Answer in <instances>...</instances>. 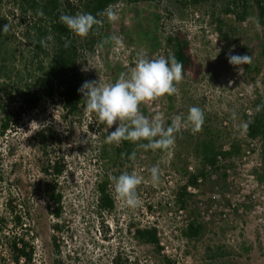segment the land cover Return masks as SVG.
<instances>
[{
	"label": "rangeland",
	"instance_id": "rangeland-1",
	"mask_svg": "<svg viewBox=\"0 0 264 264\" xmlns=\"http://www.w3.org/2000/svg\"><path fill=\"white\" fill-rule=\"evenodd\" d=\"M226 4L119 2L111 5L117 19L104 18L99 42L115 34L122 47L89 46L80 37L83 84L99 77L114 82L141 51L149 59L172 56L167 39L178 35L192 68L175 95L141 105V111L161 115L167 127L174 116L186 117L196 106L204 110L205 121L195 134L182 127L167 152L138 150L135 161L106 162L99 155L104 150L109 156L117 147L106 143L115 126L101 124L86 105L71 118L63 116L58 102L40 106L0 138V215H7L5 200H13L26 223L16 232L34 252L31 262L19 264H111L115 255L122 264H264V26L250 3L228 14ZM233 46L232 55L251 56V62L231 65L227 57ZM256 121L261 126L251 133L248 125ZM41 128L50 133L46 153L36 138ZM211 144L229 153L218 156L214 167L204 164L202 155ZM135 149L132 143L131 153ZM55 160L65 169L51 182L44 171ZM157 164L160 181L153 183L150 169ZM133 171L142 177L137 188L142 204L134 209L115 198L110 180ZM106 174L114 209L99 215L96 185ZM48 187L62 194L61 232L52 229L56 220L47 208ZM189 225L201 227L197 237L185 236ZM145 228L156 229L159 249L135 238L134 232ZM7 241L0 237V264H14Z\"/></svg>",
	"mask_w": 264,
	"mask_h": 264
},
{
	"label": "trees",
	"instance_id": "trees-1",
	"mask_svg": "<svg viewBox=\"0 0 264 264\" xmlns=\"http://www.w3.org/2000/svg\"><path fill=\"white\" fill-rule=\"evenodd\" d=\"M201 1L204 0H193L194 3ZM226 1V14L234 6L245 7L250 3L257 11L259 24L264 26V0ZM119 2L137 4L154 3L157 0H0V30L5 24L11 26V31L6 36L0 31V138L16 131L22 126L23 120L42 105L58 102L63 116L68 118L75 116L85 106L83 96L78 91L82 86L78 67L80 37L72 34L60 23L59 18L61 14L74 15L77 12H88L96 16ZM38 9L43 10L44 16L37 15ZM48 36L52 39L42 44L41 41ZM84 38V43L89 46L99 42V34L90 33ZM167 44L171 46L172 56L184 65V73L190 70L192 60L186 43L178 35H174L167 39ZM260 126L259 122H253L248 125V130L257 133ZM49 134V130L44 128L36 132L37 141L41 143L44 153ZM131 151L132 143L122 141L113 148L111 155L108 156L103 150L99 156L106 162L121 157L129 160ZM202 155L204 164L214 167L218 156L226 157L229 153L222 152L211 144L204 148ZM64 169L65 166L55 160L48 165L44 174L53 182L62 176ZM1 180L0 177V182ZM108 185L107 174L96 185L99 215L111 213L114 209ZM46 202L51 217L56 220L52 229L61 232L62 194L53 187H48ZM12 203L11 199L5 200L4 210L7 215H0V237L8 239L6 247L14 264H19L22 260L29 263L33 257V248L24 241L22 232H16L26 228L25 219L17 214V207L12 206ZM200 230L198 225H189L184 234L194 238ZM134 236L138 241L159 249L155 228L137 229ZM54 246L58 248L57 245ZM111 264H122L120 256L115 255ZM166 264L172 263L167 260Z\"/></svg>",
	"mask_w": 264,
	"mask_h": 264
},
{
	"label": "clouds",
	"instance_id": "clouds-1",
	"mask_svg": "<svg viewBox=\"0 0 264 264\" xmlns=\"http://www.w3.org/2000/svg\"><path fill=\"white\" fill-rule=\"evenodd\" d=\"M37 15L44 16L43 10L38 9ZM104 18L109 22L117 19L113 6L110 5L96 16L88 12H77L74 15L61 14L59 20L72 34L84 38L90 33L98 35ZM0 31L6 36L11 31V26L5 24ZM51 39L48 36L41 43ZM109 43L120 48L123 46V39L113 34L103 38L97 47L103 48ZM234 48L235 46L229 50L227 57L231 65L240 68L241 65L251 62V56L232 55ZM183 73L184 65L174 56L149 59L141 51L137 54L135 65L122 71L114 82L106 83L99 77L98 80L85 81L78 91L83 96L87 113H94L98 121L109 129L115 126V131L107 135L106 143L119 145L122 141H129L135 144L136 149L128 157L135 161L138 150L167 152L174 145L175 134L182 127H190L193 134L202 130L205 115L200 107H190L186 117L182 114L174 116L167 127L161 115L148 116L141 111V105L150 104L164 96L175 95L178 91L176 85L182 81ZM233 119H236L235 113ZM34 124L36 123L33 122L31 127ZM241 127L246 128L247 124H242ZM150 174L151 181L159 183L161 172L158 164L150 169ZM110 180L117 200L133 209L142 204L137 191L142 177L135 171L112 176Z\"/></svg>",
	"mask_w": 264,
	"mask_h": 264
},
{
	"label": "built area",
	"instance_id": "built-area-1",
	"mask_svg": "<svg viewBox=\"0 0 264 264\" xmlns=\"http://www.w3.org/2000/svg\"><path fill=\"white\" fill-rule=\"evenodd\" d=\"M223 218H225V215H223Z\"/></svg>",
	"mask_w": 264,
	"mask_h": 264
}]
</instances>
